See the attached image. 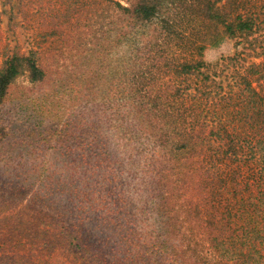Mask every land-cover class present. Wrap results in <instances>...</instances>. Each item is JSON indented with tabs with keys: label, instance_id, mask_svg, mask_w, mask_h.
Instances as JSON below:
<instances>
[{
	"label": "trees",
	"instance_id": "obj_1",
	"mask_svg": "<svg viewBox=\"0 0 264 264\" xmlns=\"http://www.w3.org/2000/svg\"><path fill=\"white\" fill-rule=\"evenodd\" d=\"M64 10L68 32L83 33L84 13L88 42L103 32L92 57L102 81L90 73V98L56 129L58 143L72 140L56 155L69 160L38 165L24 211L6 210L18 204L11 184L28 190L7 182L2 218L26 217L39 249L74 248L79 264H264V62L248 61L264 53V13L238 0H69ZM97 11L113 13L100 29ZM224 36L233 53L207 62L206 45ZM22 74L45 81L35 49L4 59L0 105ZM30 261L0 247V264Z\"/></svg>",
	"mask_w": 264,
	"mask_h": 264
},
{
	"label": "rangeland",
	"instance_id": "obj_2",
	"mask_svg": "<svg viewBox=\"0 0 264 264\" xmlns=\"http://www.w3.org/2000/svg\"><path fill=\"white\" fill-rule=\"evenodd\" d=\"M68 1L0 0V66L13 52L28 53L35 49L46 68V79L42 82H31L25 74L18 76L10 87L8 98L0 105V126H5L8 131L0 140V186L4 182L0 188V198L10 181L28 189L22 193L11 184L7 191L13 194L12 199L18 204L6 210H23L22 206L35 189L33 181L40 173L38 165L69 160L56 155L60 154L58 148L62 147L64 151L69 148L72 140L68 141L65 137L64 143H58L56 129L64 125L68 116L73 121L80 105L83 106L90 98L86 87L90 73L93 72L95 84L99 86L98 81H102L103 70L96 75L92 57L99 49L94 42L99 43L104 34L99 30L92 38L94 42H88L90 36L83 24L87 19L85 13L79 17L83 33L68 32L66 16L63 15ZM238 3L243 11L251 9L263 17L264 0H238ZM92 19L94 27L100 29L101 23L112 21L113 13L105 11L104 16L97 11ZM193 26L199 31L201 23L196 22ZM263 33L264 28L255 34ZM233 51V40L224 36L216 44L206 45L203 58L207 62H214L221 55L232 54ZM187 57L195 56L189 52ZM248 61L264 62V53L249 56ZM97 63L103 65L100 60ZM20 220L2 218L0 214V247L18 246L19 251L31 259L26 264H34V261L36 264L81 262L82 256L74 248H58L52 253L47 248L39 249V243L35 240L36 225L25 227L29 225L26 217L21 225ZM38 254L41 255L40 261Z\"/></svg>",
	"mask_w": 264,
	"mask_h": 264
}]
</instances>
